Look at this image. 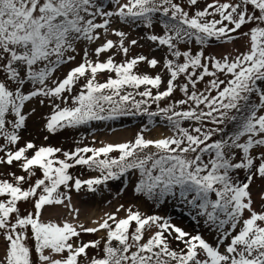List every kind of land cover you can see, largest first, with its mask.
<instances>
[{"label":"snow or ice","instance_id":"1","mask_svg":"<svg viewBox=\"0 0 264 264\" xmlns=\"http://www.w3.org/2000/svg\"><path fill=\"white\" fill-rule=\"evenodd\" d=\"M198 2L187 0L188 8ZM108 3L113 7L106 8L104 0H0V165L18 162L24 173H10L11 181L0 179V264H34V253L36 264H80V258L88 264H264V210L253 207L250 192L254 178L264 180V88L259 86L264 82V0H211L191 13L175 0ZM113 19L134 28L161 26L162 34L150 31L141 39L164 53L162 61L142 54L128 58L139 41L132 39L126 46L128 33L113 28ZM247 25H252L248 31H239ZM109 33L118 41L107 39ZM233 34L247 38L244 52L206 54L212 42L232 43L237 38ZM102 36L103 43L94 50L88 47ZM193 44L199 49L193 51ZM113 49L126 59L119 64L112 56L98 59ZM79 50L81 62L63 79L56 78L57 70L74 61ZM142 62L153 69L161 65L167 72L163 91L161 74L134 72ZM105 72L115 73V78L99 83L98 74ZM81 79L85 83L72 96ZM201 82L203 89L197 87ZM176 90L183 98L161 107ZM33 100L41 105L51 101L45 124L50 134L92 121L146 115L148 125L161 117L172 135L146 138V125L133 141L99 148L63 151L31 141L16 147L19 132L35 112H24ZM152 104L155 111L149 110ZM77 165L99 175L74 178L69 170ZM36 170L42 178L29 183ZM241 171L244 179L238 176ZM135 172L134 193L157 203L176 197L217 233L215 244L162 216H145L124 205L116 213L124 210L125 218L108 213L102 222H94L95 228L43 220V213L55 206L78 219L80 210L69 195L73 188L96 193L99 186ZM20 202L31 203L33 210L21 215ZM152 228L156 231L145 240ZM101 230L106 231L102 248L101 240L79 241L82 233ZM28 240L34 244L29 246ZM173 241L179 250L171 247ZM88 249L97 255L88 257Z\"/></svg>","mask_w":264,"mask_h":264},{"label":"rangeland","instance_id":"2","mask_svg":"<svg viewBox=\"0 0 264 264\" xmlns=\"http://www.w3.org/2000/svg\"><path fill=\"white\" fill-rule=\"evenodd\" d=\"M175 2L180 3L182 6L186 8V10H189L190 13L194 12L197 9L202 10L207 3H210L211 0H199L198 4L194 7L189 9L187 5V0H175ZM104 4L106 8H112L113 6L108 3V0H104ZM218 18V17H217ZM99 22V21H98ZM112 27L115 29L123 30L126 33H128V39L125 42L126 46L128 45V41L132 39H137L139 41V44L137 46L131 47L128 58L137 56V55H144L151 58H156L158 61H162L164 53L160 50L155 49V46L152 45L151 42L146 41L145 39H141V37L148 34L150 31H154L156 34H162L163 29L161 26L156 25L154 27V30H149L144 27L140 28H134L129 27L126 24H123L119 22L116 19H113L112 21ZM252 25H247L245 27H242L240 32L248 31ZM102 31V30H101ZM237 38L233 40L232 43H235L236 45H239L241 43L247 44V38H240L237 34H233ZM107 39H112L114 42L118 41V38L109 33L106 37ZM105 37H101L100 41H97V43L92 44L88 46L90 49H95V47L98 46V44L104 42ZM230 45V43H228ZM192 50L195 51L199 49V45H192ZM218 47L220 50L218 51ZM231 49L232 54H235V51L237 50V47L234 45H231L228 47L226 44H222L220 42H212L211 46L207 48L206 54H216L219 56L221 53L227 54V51ZM182 50L183 49L182 46ZM83 56V51L79 50L76 54V59L66 65H62L57 72L54 74L56 78L63 79L64 76L67 74V72L77 66L81 62V57ZM110 56L114 58V62L119 64L126 58L123 56L122 53L118 52L116 49L111 50L110 52L103 53L98 58L100 61H106ZM91 59L96 60L94 53L91 56ZM134 72L137 74H148L150 76H155L157 74H161L162 78L165 82L164 85L161 86V91L164 90V86L166 85V82L169 78L167 72L161 67V65H158L155 69L150 68L146 62L140 63L135 69ZM109 76H112V78H115V73H100L97 76V81L99 83H104L109 78ZM221 79H224L225 77L221 75ZM183 78H181L182 80ZM210 79V78H206ZM180 82V81H178ZM85 83L84 79H81L79 83L73 88V91L71 93L72 96H75L79 93L81 86ZM259 86L264 88V82L259 83ZM199 89H203L205 87V84L201 82L197 85ZM223 87V86H222ZM144 87H141L140 91H143ZM127 91H133L135 95V90L133 89H126ZM156 90L153 89V93L155 94ZM215 95V93H212ZM65 95H69L68 93H65ZM183 98V93H181L179 90H176L171 98H168L164 101L160 102L161 107L168 106V104L173 103L175 101H178ZM118 99V98H117ZM136 100H140L141 97L138 95H135ZM57 103H61L60 101H56ZM71 104V101L69 100V105ZM51 101L46 100L43 105H41L37 100H33L31 102L26 103L24 112L29 113L30 109L35 108V112L31 113L26 121V128L22 129L19 132V135L21 136V139L16 147H22L25 145L26 142L31 141L33 142L37 147L39 146H52L56 148H61L63 151H72L76 149L77 147H95L99 148L104 146V140L109 136L112 132H116L117 130L121 129H129L132 133V140L136 137L137 133L140 132L142 128H144L146 125L150 130L145 131L144 135L147 138L148 132L152 131L151 133L154 134L158 130H169L168 127H166V122L162 121L161 117L154 118L155 122L152 125H148L149 118L146 115H123L119 116L118 118L114 120H107V121H92L87 125H82L77 128H66L63 130H60L56 132L55 134H50L46 131L45 124L47 117L52 113V107ZM63 107L64 105L61 104ZM150 111L156 110V105L152 104ZM185 127H188V123L185 122ZM211 126V125H209ZM230 127V126H229ZM170 131V130H169ZM231 131V129L229 130ZM171 132V131H170ZM172 135V134H169ZM47 136V139L45 137ZM93 136H96V138H92ZM217 137H214L213 139H216ZM3 141L0 140V144H2ZM152 151V150H150ZM32 151L28 153V155H31ZM88 155H91L90 153ZM113 157L118 156V153H112ZM57 158L63 159V156L59 153L57 154ZM71 175L74 178H78L81 180H87L90 178H94L99 175L98 172L89 170L87 166H75L71 168L70 170ZM16 173V175H23L24 173L19 168V163L14 162L13 165H0V179H8L11 181L12 177L10 173ZM138 172L132 173L129 176H125L121 178V180L117 181H109L106 185L99 186V189L96 193H89L85 189H82L80 192H76L73 188L69 195L71 196L72 200L75 201V204L81 203V200L84 199H90L94 197H104L105 195H109L110 197L113 195V197H119L121 204L124 205L125 208L132 207L133 211H140L145 216L149 215H159L162 216L168 220H170L171 223L174 225L182 228L183 230L195 234H200L206 241H208L211 244H215V236L217 233H214L213 231H210L203 223L202 218H198L195 216V213L193 210H191L187 205H183L179 202V200L176 197H170L166 198L165 203H154L151 201L148 197L142 195V194H136L134 193V184L138 182ZM238 176L240 179H244L245 173L239 172ZM42 178V173L39 170H36V176L32 178V180L29 183L34 182L35 179ZM134 180V181H133ZM25 188L28 187V184L24 185ZM63 190V189H62ZM250 192L252 199L254 201L253 207L257 211L264 210V199H261V196L264 195V180L254 178L252 184L250 185ZM76 199V200H75ZM80 199V200H79ZM20 208L21 215H26L28 211H32V204L26 203V202H20L18 205ZM111 209L115 210L114 207H112V204H110ZM56 207V206H55ZM60 207V206H59ZM122 211V210H121ZM69 212L68 209L62 210L61 212H58L56 209H48L43 213V220L44 221H54L57 223H62L65 219V214ZM67 217V216H66ZM78 223H82L85 227H88L89 222L87 221H79ZM110 223H112L110 221ZM132 227H135V224L133 223ZM156 229H148L145 232V240L152 235L153 232H155ZM104 238H106V231L101 230V233H95V234H86L82 233L79 237V241L87 243L89 241L94 240H101V248L103 247ZM74 240L76 238H73ZM27 243L29 246H32L34 242L32 240H28ZM171 247L173 249L179 250L177 248V242L173 241L171 243ZM180 248L184 247L182 244L179 245ZM88 257H92L97 255V251L95 249H88ZM66 255V254H65ZM59 258V257H54ZM37 257L35 253L33 254V262L36 264ZM80 264H88V262L84 258H80Z\"/></svg>","mask_w":264,"mask_h":264},{"label":"bare ground","instance_id":"3","mask_svg":"<svg viewBox=\"0 0 264 264\" xmlns=\"http://www.w3.org/2000/svg\"><path fill=\"white\" fill-rule=\"evenodd\" d=\"M228 47H230L231 45H234L237 47V49L240 52H244L246 50L247 44L246 43H241L239 45H236L235 43H230L226 44ZM220 50V48L218 47V51ZM232 50L229 49L227 51V53H231ZM152 131L148 132L147 134V138L149 139H160L163 138L164 136H170L169 134H172L169 130H164L162 132V130H158L156 131L154 134L151 133ZM93 139L96 138V136L92 137ZM132 140V133L129 129H121V130H117L116 132H112L109 136H107V138H105L104 140V144H116V143H122V142H128ZM134 181V180H133ZM76 200V199H75ZM80 200V199H79ZM72 204L74 205V207L78 208L79 211V216L78 219L73 220L72 215L69 214V212H67L65 214V219L69 222H73V223H78L79 221H87L89 222L88 227H97V223H94L95 221H100L102 222V219L105 217V214L108 213H116V209L120 206L121 202L119 197H113V195L110 197L108 194L105 195L104 197H94V198H90V199H84L81 200V203L79 202V204H75V201H71ZM110 204H112V207L115 208V210H113V208L111 209ZM52 209V208H51ZM54 209H56L58 212H61L62 210H65V208H63V206H56L54 207ZM117 214V218H125L126 213L124 210L120 211ZM67 216V217H66ZM97 233H101L97 232Z\"/></svg>","mask_w":264,"mask_h":264},{"label":"trees","instance_id":"4","mask_svg":"<svg viewBox=\"0 0 264 264\" xmlns=\"http://www.w3.org/2000/svg\"><path fill=\"white\" fill-rule=\"evenodd\" d=\"M231 129V126L229 127V130ZM151 200V199H150ZM151 201H153L154 203H157V202H155L154 200H151Z\"/></svg>","mask_w":264,"mask_h":264}]
</instances>
